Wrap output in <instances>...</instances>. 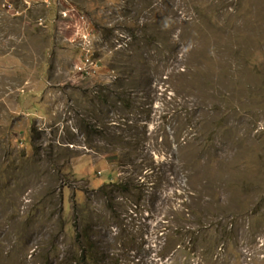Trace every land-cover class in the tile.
<instances>
[{
	"label": "rangeland",
	"instance_id": "374dc122",
	"mask_svg": "<svg viewBox=\"0 0 264 264\" xmlns=\"http://www.w3.org/2000/svg\"><path fill=\"white\" fill-rule=\"evenodd\" d=\"M0 264H264V0H0Z\"/></svg>",
	"mask_w": 264,
	"mask_h": 264
},
{
	"label": "built area",
	"instance_id": "2783aa9c",
	"mask_svg": "<svg viewBox=\"0 0 264 264\" xmlns=\"http://www.w3.org/2000/svg\"><path fill=\"white\" fill-rule=\"evenodd\" d=\"M63 14H65V15H67V13L66 12H64ZM87 38V36H86V34L85 33H82V38H81V46H82V49L83 50H85V52H83V54H82V56H81V60H80V63L77 65V68H78V70H85V64L87 63V62H89V60H88V57H87V55H86V51L88 50L87 49V44H86V42H85V39Z\"/></svg>",
	"mask_w": 264,
	"mask_h": 264
},
{
	"label": "trees",
	"instance_id": "16d2710c",
	"mask_svg": "<svg viewBox=\"0 0 264 264\" xmlns=\"http://www.w3.org/2000/svg\"><path fill=\"white\" fill-rule=\"evenodd\" d=\"M112 184H113V183H112ZM113 186L116 187V188H120L122 185L119 187V186H117L116 184H114ZM128 186H129V185H128ZM84 251H85V256L83 255V257H85V259H88V261L92 260V262H94L95 257H97V251L95 252V255H94L95 257H93V256L90 257V254H87V251H86L85 249H84ZM91 258H92V259H91ZM97 258H98V257H97ZM112 259H113V258H112Z\"/></svg>",
	"mask_w": 264,
	"mask_h": 264
}]
</instances>
